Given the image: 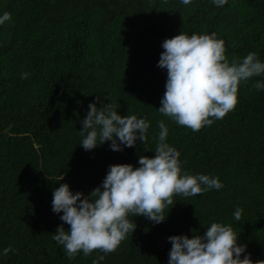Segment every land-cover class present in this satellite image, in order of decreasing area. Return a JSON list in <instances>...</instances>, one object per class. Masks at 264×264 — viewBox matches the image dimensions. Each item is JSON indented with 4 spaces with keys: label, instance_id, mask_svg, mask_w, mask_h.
<instances>
[{
    "label": "trees",
    "instance_id": "trees-1",
    "mask_svg": "<svg viewBox=\"0 0 264 264\" xmlns=\"http://www.w3.org/2000/svg\"><path fill=\"white\" fill-rule=\"evenodd\" d=\"M5 11L11 18L0 25V251H14L0 255V264H92L100 255V264H167V237L203 235L211 222L231 225L250 258L264 260V90L254 87L264 74L242 82L233 110L198 131L157 111L167 78L157 67L162 42L180 32H215L229 61L249 52L264 61V0H227L223 7L211 0H0ZM98 95L121 116L149 122L143 143L123 151H112L110 142L91 151L79 145L81 121ZM161 120L182 170L216 176L223 187L174 194L164 222L130 215L137 226L115 251L69 259L51 237L58 226L70 227L51 210L53 190L66 183L87 196L109 165L152 158Z\"/></svg>",
    "mask_w": 264,
    "mask_h": 264
},
{
    "label": "clouds",
    "instance_id": "clouds-1",
    "mask_svg": "<svg viewBox=\"0 0 264 264\" xmlns=\"http://www.w3.org/2000/svg\"><path fill=\"white\" fill-rule=\"evenodd\" d=\"M211 2L223 7L227 0ZM182 3L188 4L190 0ZM10 18L7 11L0 14V25ZM161 47L164 51L157 67L166 70L167 78L157 111L193 131L211 125L213 119H222L237 103L238 86L264 74V61L254 52L229 61L225 41L215 32L202 35L180 32L165 39ZM28 75L21 73V79ZM254 87L257 91L264 90V81L257 80ZM101 96L88 105L81 121L79 145L91 151L110 142L112 151H123L134 147L137 140L143 143L149 122L136 115L121 116L112 102L103 104ZM97 103L102 107L98 108ZM158 127L154 156H140L139 166L109 165L102 183L87 196L73 193L66 183L53 190L51 210L63 213L59 219L70 227L65 231L63 226H58L51 237L69 259L78 252L87 256L94 250L105 255L115 251L137 226L129 219L130 215L144 216L154 224L164 222L167 216L162 210L173 203L174 194L192 197L223 187L216 176L183 171L179 151L166 142L168 128L163 120L158 121ZM241 213L242 209L237 207L234 219L240 220ZM238 237L231 225L222 222H211L203 235L169 236L167 264H264V260L254 262L250 258L246 245L239 244ZM10 251H14L11 246L0 251V255ZM103 259L104 255H100L92 264H100Z\"/></svg>",
    "mask_w": 264,
    "mask_h": 264
}]
</instances>
